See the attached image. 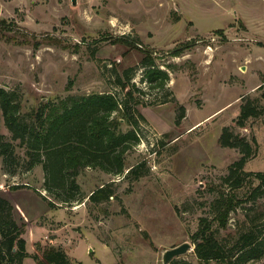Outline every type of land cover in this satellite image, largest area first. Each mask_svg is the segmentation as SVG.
<instances>
[{
  "label": "rangeland",
  "instance_id": "374dc122",
  "mask_svg": "<svg viewBox=\"0 0 264 264\" xmlns=\"http://www.w3.org/2000/svg\"><path fill=\"white\" fill-rule=\"evenodd\" d=\"M0 20L28 36L25 42L17 31L0 32V87L21 93L25 116L41 102L58 105L71 97L124 100L116 85L124 69L130 87L145 92L137 95L146 106L131 107L137 124L122 122L123 133L135 129L139 137L125 155L124 173L88 168L78 178L87 197L110 184L114 196L105 202L86 197L52 208L44 199L52 197L42 165L30 169L17 147L13 174H5L0 158V197L26 225L23 264H37L38 244L62 248L75 264H162L163 251L184 243L192 250L174 260L207 264L195 255L191 236L201 218L212 221L211 205L222 193L245 201L231 213L228 229L217 232L224 245H233L238 230L262 229L264 189L254 198L259 182L245 176L243 186L231 190L224 178L242 154L220 146L219 137L228 128L251 144L255 139L244 173H264V115L236 125L242 97L264 93V0H0ZM120 36L141 49L113 44ZM175 49L183 52L172 56ZM145 51L169 75L164 90H148ZM0 134L11 140L2 121ZM248 264H264V258Z\"/></svg>",
  "mask_w": 264,
  "mask_h": 264
},
{
  "label": "trees",
  "instance_id": "16d2710c",
  "mask_svg": "<svg viewBox=\"0 0 264 264\" xmlns=\"http://www.w3.org/2000/svg\"><path fill=\"white\" fill-rule=\"evenodd\" d=\"M6 28L10 32L20 31L14 22L6 25V21L0 20V32ZM20 34L24 41L28 42V36L25 33ZM9 38L18 40L13 36ZM113 44L141 49L135 41L128 40L125 36L115 38ZM35 46L37 48L39 43H35ZM182 52V49H175L171 55L178 56ZM141 65L145 69L142 77L148 84L149 92L156 88L164 90L169 75L156 66L151 51L144 52ZM130 77L129 69H124L121 75H116V85L124 94V100L114 94L71 97L58 105L41 102L28 116L23 113L21 93L0 87V121L11 134V140L0 134V158L5 174H13L9 167L16 161L17 147L24 149L30 169L38 164L43 167L45 190L52 197L51 200L45 197L44 199L52 208L56 207V203L68 206L76 202L83 203L87 196L82 193L78 178L88 168L122 175L126 169V153L139 143L135 129L123 133L122 122L135 126L137 122L132 105L146 106L141 96L137 95L145 92L130 87ZM262 83L264 84V79ZM242 100L240 114L236 120V125L240 127H244L249 119L264 115V107L259 105L260 100H264V93L260 98L246 95ZM184 116L185 110L181 107L176 124L179 125ZM14 141L18 144L15 145ZM219 144L225 148H237L242 154L238 161L230 165L228 175L224 178L225 183L235 192L243 186L245 176H253L259 182L253 194L257 199L261 189H264V173H244V166L252 156L253 144L256 145L257 141L253 139L251 144L244 137L224 128L219 137ZM20 187L27 186L14 185L11 188ZM113 196L110 184H106L91 192L87 198L93 204H100ZM244 202L235 193H222L211 205L214 213L212 221L207 218L200 219L198 230L191 236L194 253L200 262L248 264L264 258V221L262 229L253 225L246 231L238 230V238L230 247L224 245L217 237L218 230L228 229L231 213H235ZM13 210V205L0 197V264H23L24 259L28 257L24 237L26 225L19 224L12 218ZM215 223L217 229H213ZM36 250L33 258L37 264H75L60 247L50 246L42 249L38 244ZM169 264L184 263L174 260Z\"/></svg>",
  "mask_w": 264,
  "mask_h": 264
},
{
  "label": "water",
  "instance_id": "95a60500",
  "mask_svg": "<svg viewBox=\"0 0 264 264\" xmlns=\"http://www.w3.org/2000/svg\"><path fill=\"white\" fill-rule=\"evenodd\" d=\"M190 250H192V246L189 243L167 249L162 252V264H169L172 260L184 256Z\"/></svg>",
  "mask_w": 264,
  "mask_h": 264
},
{
  "label": "crops",
  "instance_id": "0c3cea01",
  "mask_svg": "<svg viewBox=\"0 0 264 264\" xmlns=\"http://www.w3.org/2000/svg\"><path fill=\"white\" fill-rule=\"evenodd\" d=\"M0 188H3V186H1ZM4 189V188H3ZM27 235V234H26ZM25 237V239H26V236H24ZM26 246H27V240H26Z\"/></svg>",
  "mask_w": 264,
  "mask_h": 264
}]
</instances>
